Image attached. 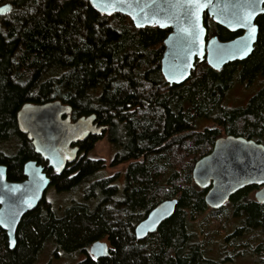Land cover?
<instances>
[{
	"label": "trees",
	"instance_id": "16d2710c",
	"mask_svg": "<svg viewBox=\"0 0 264 264\" xmlns=\"http://www.w3.org/2000/svg\"><path fill=\"white\" fill-rule=\"evenodd\" d=\"M204 25L220 41L231 36L207 15ZM258 26L259 39L241 68L230 63L214 71L196 62L186 82L170 85L160 71L169 30L136 29L121 14H99L87 0H14L0 23V165L6 166L7 179L23 181L29 160L46 167L17 128V112L27 103L60 101L75 118L94 114L106 127L112 162L128 166L122 190L114 184L117 176L99 178L104 166L87 157L59 176L46 167L52 187L78 191L81 201H73L61 217L42 201L21 219L13 250L0 229V264H37L48 243L68 256L85 254L78 264H223L204 256L191 224L208 210L206 190L193 184L191 173L221 132L260 143L264 87L246 108L224 105L236 77L251 81L264 74L263 16ZM204 119L216 127L198 130ZM98 139L83 143V149L89 152ZM254 188L226 203L231 220L239 222L227 241L238 244L252 235L247 252L264 263V204L246 198ZM168 199L178 201L174 214L137 241L134 228ZM102 239L109 255L93 260L87 251Z\"/></svg>",
	"mask_w": 264,
	"mask_h": 264
},
{
	"label": "water",
	"instance_id": "95a60500",
	"mask_svg": "<svg viewBox=\"0 0 264 264\" xmlns=\"http://www.w3.org/2000/svg\"><path fill=\"white\" fill-rule=\"evenodd\" d=\"M87 1L101 15L121 14L127 17L136 29L157 27L171 30L163 42L164 52L160 61L161 74L165 82L171 85L186 82L195 69L196 61L201 63L205 60L209 68L220 71L229 63L246 60L253 52L257 41L258 28L255 25L256 38L251 42L252 50L243 56L235 51L241 38H247L248 29L230 21H233L234 13L236 15L242 13V9L237 6L243 5L245 0H212L210 6L202 8L198 14L196 31L199 39L196 40L181 31L190 28V24L185 19L184 8L179 6L180 0H155L154 3L153 0H125L123 4L115 9H109L108 12H101L92 6L91 0ZM201 2L207 5V0ZM262 5L256 9L253 24L256 17L263 13L260 11ZM0 9H6L0 13V16H4L11 11V5L1 6ZM141 9H144V13L149 17L157 13V19L164 22L165 26L160 27L158 24L145 21ZM204 13H207L215 24L231 32L243 31V35L228 42H220L216 37L206 40ZM134 16L136 19H133ZM137 21L142 26L138 27ZM71 113L72 108L69 105L60 101H49L42 104H24L16 115L19 132L26 135L34 153L58 176L79 159L78 144L90 137L100 136L102 131V126L94 114L81 116L71 122ZM66 156H70L71 159H64ZM58 160L63 165L59 173L56 171ZM0 168L4 170L0 178V219L8 220L15 216V223L11 227L0 225V229L7 237L8 248L13 250L21 219L42 203L47 189L51 186V180L45 172V167L33 160L24 163L22 169L24 180L21 182L8 181L6 166L0 165ZM191 177L197 188L206 190L204 202L211 210L222 209L234 194L248 187L258 188L254 199L256 203L263 205L264 145L244 137L217 138L211 152L194 164ZM177 204V199H168L157 204L134 228L137 241L142 242L155 233L159 226L174 214ZM10 242H14L11 247ZM109 249L107 243L99 240L89 247L88 253L91 258L94 254L95 260H99L108 257Z\"/></svg>",
	"mask_w": 264,
	"mask_h": 264
},
{
	"label": "rangeland",
	"instance_id": "374dc122",
	"mask_svg": "<svg viewBox=\"0 0 264 264\" xmlns=\"http://www.w3.org/2000/svg\"><path fill=\"white\" fill-rule=\"evenodd\" d=\"M237 69V68H235ZM264 85V77H256L251 81L240 80L236 77L231 88L224 98V105L229 108H246L250 99L255 96ZM215 123L210 120H199L197 128H214ZM258 137L260 143L264 145V130ZM223 132L220 137H224ZM219 137V138H220ZM114 149L105 137L99 138L94 142L92 148L87 152L86 157L91 161H97L103 165V171L98 175L99 178H115L114 184L122 190L125 185V170L128 163L114 164L112 162ZM258 190L255 187L247 193V199L253 200L254 194ZM73 201H81V194L78 191L58 192L50 186L44 197V202L49 204L56 216H62L68 206ZM192 226L195 229L198 239L202 244L204 256L215 261H223V264H264L260 258L249 254V246L254 243L255 238L251 235L238 242V244L227 241L228 236L233 235L234 227L239 222L231 220V211L225 204L222 213L212 215L211 209L208 208L205 214L192 218ZM230 225V226H229ZM108 243L106 239L100 240ZM87 255L88 251H87ZM87 256L85 254H75L68 256L56 250V247L48 243L42 253L39 255L37 264H78ZM263 257V256H261Z\"/></svg>",
	"mask_w": 264,
	"mask_h": 264
},
{
	"label": "snow or ice",
	"instance_id": "6c2138e0",
	"mask_svg": "<svg viewBox=\"0 0 264 264\" xmlns=\"http://www.w3.org/2000/svg\"><path fill=\"white\" fill-rule=\"evenodd\" d=\"M125 0H91L92 6L98 8L101 12H108L109 9H115L118 5L123 4ZM155 0H153V3ZM212 0H207V5L201 2V0H180L181 7L184 8V15L186 21L189 22L190 28L181 29V31L185 32L187 35L194 38V40L199 39V34L196 31L198 27L199 20V12L205 6H210ZM264 4V0H245L243 5H238L242 9V13L240 15L233 14L234 19L230 21V23H235L236 25H242L248 29L247 38H241L239 46H236L235 51L239 52L243 55H247L251 49V42L255 40L256 36V26L252 23L253 17L257 14L256 9L259 5ZM147 7V5H146ZM6 9H0V13L5 12ZM260 11L264 12V8H261ZM141 12L144 13V9H141ZM110 14V13H109ZM157 13H153L151 17L147 13H144L143 19L145 21L152 22L154 24H158L160 27H164L165 24L160 19H157ZM133 19H136L134 16ZM137 26L140 27L142 24L137 21ZM234 45L236 42H233ZM234 58V56H233ZM39 151V149H37ZM64 159H71L70 156L63 157ZM63 167L62 163L58 160L56 163V171L59 173L60 168ZM3 169L0 168V178L3 176ZM30 206V205H29ZM15 223V216L8 220L0 219V225L4 227H11ZM14 242H10L9 246L11 247ZM92 259L95 260L96 256L93 254Z\"/></svg>",
	"mask_w": 264,
	"mask_h": 264
},
{
	"label": "flooded vegetation",
	"instance_id": "af4514ba",
	"mask_svg": "<svg viewBox=\"0 0 264 264\" xmlns=\"http://www.w3.org/2000/svg\"><path fill=\"white\" fill-rule=\"evenodd\" d=\"M13 1L14 0H0V7L1 6H4V5H11V10H12V8H13ZM262 8H264V4L262 5ZM11 12V11H10ZM9 12V13H10ZM8 13V14H9ZM8 14H6V15H4V16H0V23H3V20H4V18L5 17H7L8 16ZM205 15H207V17L208 18H210L209 16H208V14L207 13H204V16H203V24H204V17H205ZM264 17V12L263 13H261V14H259L257 17H256V19H255V25L257 26V28H258V36H257V40L259 39V26H258V21H259V19L261 18V17ZM211 19V18H210ZM212 20V19H211ZM213 22V21H212ZM214 23V22H213ZM215 24V23H214ZM215 25H217V24H215ZM217 26H219V25H217ZM204 27H205V25H204ZM219 27H221V26H219ZM222 29H224L225 31H227L231 36L229 37V39L228 40H226V41H220L218 38H217V36H210L209 34H208V31H207V29H206V40H209V39H211V38H213V37H216L220 42H228V41H232V40H234V39H236V38H238V37H240V36H242L243 35V31H235V32H231V31H229V30H227V29H225V28H223V27H221ZM159 29V28H158ZM160 30H169V33H168V35L171 33V30L170 29H160ZM167 35V36H168ZM166 39V38H165ZM257 42V41H256ZM255 46H256V43H255V45H254V48H255ZM254 50V49H253ZM245 61V60H244ZM244 61H239V62H233V64H235V68H237L236 70H238L239 68H241V66H242V64H243V62ZM196 62H198V61H196ZM195 62V63H196ZM202 62H205L206 63V61L205 60H203ZM201 62V63H202ZM200 63V62H199ZM207 64V63H206ZM230 64V63H229ZM208 66V65H207ZM261 77H264V74L263 75H261ZM171 85V84H170ZM263 87H264V85H263ZM262 87V88H263ZM261 88V89H262ZM260 89V90H261ZM79 118V117H78ZM77 118H75V117H73V115H72V113H71V122H74L75 120H76ZM98 122V121H97ZM99 123V125L100 126H102V131H101V135L100 136H98V137H94V138H102V137H104V134H105V131H106V127L104 126V125H102V124H100V122H98ZM91 138H93V137H90L89 139H87L86 141H84V142H82V143H80V144H78V146H79V148H80V153H79V155H78V157H79V159L80 158H83V157H86V154H87V151L86 150H84L83 149V147H82V145H83V143H85V142H87V141H89ZM30 142V141H29ZM30 144H31V142H30ZM32 146V145H31ZM34 151V150H33ZM114 153H115V151H114ZM36 155V154H35ZM114 155V154H113ZM39 157V156H38ZM40 158V157H39ZM78 159V160H79ZM77 160V161H78ZM29 161H31V160H29ZM33 161H35V160H33ZM44 161V160H43ZM37 162V161H36ZM40 165V164H39ZM46 165H47V163H46ZM42 166V165H41ZM44 167V166H43ZM23 169V168H22ZM50 170V169H49ZM52 171V170H51ZM45 172H46V167H45ZM53 172V171H52ZM47 173V172H46ZM53 173H55V172H53ZM56 174V173H55ZM9 181V180H8ZM10 182H12V181H10ZM44 201V200H43ZM228 203V202H227ZM109 246V245H108ZM89 254V253H88ZM90 256V255H89Z\"/></svg>",
	"mask_w": 264,
	"mask_h": 264
}]
</instances>
